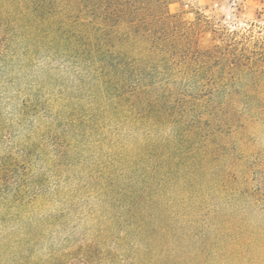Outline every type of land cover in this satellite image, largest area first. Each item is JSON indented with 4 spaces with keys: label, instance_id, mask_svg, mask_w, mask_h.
I'll use <instances>...</instances> for the list:
<instances>
[{
    "label": "trees",
    "instance_id": "16d2710c",
    "mask_svg": "<svg viewBox=\"0 0 264 264\" xmlns=\"http://www.w3.org/2000/svg\"><path fill=\"white\" fill-rule=\"evenodd\" d=\"M176 4L0 0V264H231L238 178L203 132L264 90V38L201 48Z\"/></svg>",
    "mask_w": 264,
    "mask_h": 264
},
{
    "label": "rangeland",
    "instance_id": "374dc122",
    "mask_svg": "<svg viewBox=\"0 0 264 264\" xmlns=\"http://www.w3.org/2000/svg\"><path fill=\"white\" fill-rule=\"evenodd\" d=\"M173 5V13L184 10L185 18L195 21L196 12L210 22L199 38L201 48L247 43L244 35L264 38V0H183ZM236 33L238 35H236ZM243 39V40H242ZM264 90L228 88L213 104L218 120L207 122L203 135L219 156L236 190L234 224L230 243L231 264H264ZM206 195V194H205ZM203 195L201 214L217 202ZM207 199V200H206ZM216 201V203H215ZM38 204V202L36 203Z\"/></svg>",
    "mask_w": 264,
    "mask_h": 264
}]
</instances>
